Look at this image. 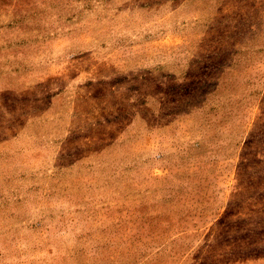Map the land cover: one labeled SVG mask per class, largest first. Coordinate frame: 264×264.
I'll return each instance as SVG.
<instances>
[{"label": "rangeland", "instance_id": "obj_1", "mask_svg": "<svg viewBox=\"0 0 264 264\" xmlns=\"http://www.w3.org/2000/svg\"><path fill=\"white\" fill-rule=\"evenodd\" d=\"M0 264H264V0H0Z\"/></svg>", "mask_w": 264, "mask_h": 264}]
</instances>
